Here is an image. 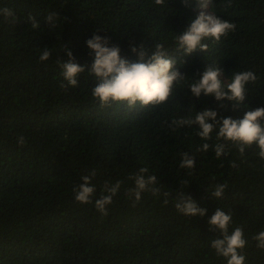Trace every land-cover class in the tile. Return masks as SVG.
Instances as JSON below:
<instances>
[{"label":"trees","instance_id":"16d2710c","mask_svg":"<svg viewBox=\"0 0 264 264\" xmlns=\"http://www.w3.org/2000/svg\"><path fill=\"white\" fill-rule=\"evenodd\" d=\"M190 3L0 0V9L15 16L0 15V264H227L211 247L218 233L207 221L217 207L231 213L232 227L243 229L245 264H264V249L253 239L264 231V160L258 149L241 155L229 146L218 159L215 134L206 141L209 150L197 152L205 141L195 126L170 127L174 119L194 118L202 110L242 119L246 111L264 107V0H214L209 12L236 30L219 43L205 41L207 52L185 56L176 51L174 36L199 14ZM52 13L54 25L46 20ZM29 16L39 27H32ZM97 30L133 62L138 59L133 46L142 45L150 55L162 44L186 75L174 97L156 108L100 107L88 74L94 54L86 45ZM64 46L85 67L75 88L67 86L57 63L68 61ZM45 49L51 56L42 63ZM206 65H216L222 81L233 72L252 71L257 80L247 85L245 103L223 101L221 107L214 97L193 99L188 85ZM19 136L26 138L23 147ZM185 152L195 156L194 170L180 168ZM145 167L161 191L142 193L133 207L128 190L134 182L128 178ZM92 172L94 200L105 183L123 182L107 216L94 202L75 201L73 188ZM225 183L224 198L212 199L213 186ZM180 192L206 215L178 213L174 202Z\"/></svg>","mask_w":264,"mask_h":264},{"label":"clouds","instance_id":"9594fccd","mask_svg":"<svg viewBox=\"0 0 264 264\" xmlns=\"http://www.w3.org/2000/svg\"><path fill=\"white\" fill-rule=\"evenodd\" d=\"M165 0H155L156 5H163ZM195 3L199 14L189 23V26L179 34L174 36L176 51L189 56L196 51L207 52L208 44L205 41L211 40L219 43L221 38L227 36L236 30V25L223 20L208 11L213 6L214 0H192ZM186 7H191L190 0H184ZM229 6L231 4L229 3ZM0 15L5 19H15L11 9H0ZM56 13L49 14L46 20L54 25ZM29 22L33 28L39 27L33 17L29 16ZM102 31L97 30L91 39L86 41L87 48L91 54H94V61L88 71L95 81V87L92 89V97L99 102L100 107H111L113 105L126 106L128 109L156 108L174 97L175 89L181 85L186 75L181 74L178 69V60L170 55L164 46L157 43L154 50L149 53L143 46H133L131 52L138 57L133 62L121 56V49L118 46L110 45V39L99 35ZM68 56V61H57L62 69V76L67 86L75 88L78 86V79L85 72V67L80 66L71 50L64 46V51ZM51 52L45 49L40 57L43 63L49 59ZM222 72L215 65H206L204 71L199 74V78L188 85V90L193 99H199L201 95L205 97H214L215 101L224 105L223 101L241 105L245 103L248 95L247 85L257 80L252 71H236L232 73L231 79L221 80ZM65 87V85H61ZM246 106V105H245ZM247 107V106H246ZM180 128L184 126L197 128L196 135L205 141L197 152H207L209 150V141L212 135H216L217 143L214 145L216 157L219 159L227 155L229 146L238 149L243 155L246 149L255 146L258 149V156L264 160V107H258L254 110L245 112L242 119H233L231 117L218 116L217 111L208 109L196 112L194 118H179L171 122L170 127ZM26 138L19 136L17 144L23 147ZM232 167H236L233 163ZM180 168L194 170L195 156L185 152L182 154ZM148 168H141L129 180L134 182V187L128 190L129 199L133 197V207L139 203L142 193L150 192L154 196L160 194V187L156 175H149ZM96 175L81 177L82 183L73 188L75 201L82 204H92L94 202L97 212L101 216L108 215V208L113 202L121 188L122 181L115 184L105 183L103 191L98 199H93L96 188L92 184V179ZM211 198L220 200L224 198L227 190V184H216L213 186ZM170 193L165 192L164 203H168L167 197ZM178 213L186 217H204L206 209L198 206L197 202L185 192L177 194L174 202ZM210 231L218 233V238L211 240V247L215 250L218 257L226 260L227 264H245L246 256L243 250L247 241L241 227H232L231 213H225L224 210L217 207L214 215L207 221ZM230 227L232 230L230 231ZM257 241V248L264 249V231L259 232L253 237Z\"/></svg>","mask_w":264,"mask_h":264},{"label":"rangeland","instance_id":"374dc122","mask_svg":"<svg viewBox=\"0 0 264 264\" xmlns=\"http://www.w3.org/2000/svg\"><path fill=\"white\" fill-rule=\"evenodd\" d=\"M209 11V10H208Z\"/></svg>","mask_w":264,"mask_h":264}]
</instances>
